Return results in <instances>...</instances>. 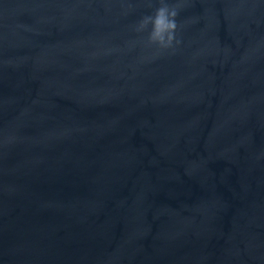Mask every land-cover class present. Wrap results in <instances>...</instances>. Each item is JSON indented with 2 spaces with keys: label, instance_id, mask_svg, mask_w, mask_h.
Listing matches in <instances>:
<instances>
[{
  "label": "water",
  "instance_id": "water-1",
  "mask_svg": "<svg viewBox=\"0 0 264 264\" xmlns=\"http://www.w3.org/2000/svg\"><path fill=\"white\" fill-rule=\"evenodd\" d=\"M0 264H264V0H0Z\"/></svg>",
  "mask_w": 264,
  "mask_h": 264
},
{
  "label": "clouds",
  "instance_id": "clouds-1",
  "mask_svg": "<svg viewBox=\"0 0 264 264\" xmlns=\"http://www.w3.org/2000/svg\"><path fill=\"white\" fill-rule=\"evenodd\" d=\"M178 12L175 7L162 2L161 6L157 7L154 15H148L140 21L139 30L148 29V41L151 44L157 45L160 48L166 49L173 45L176 39L177 21L176 16Z\"/></svg>",
  "mask_w": 264,
  "mask_h": 264
}]
</instances>
